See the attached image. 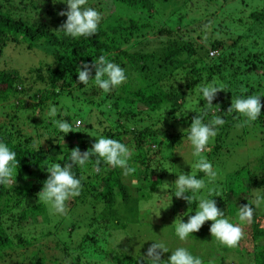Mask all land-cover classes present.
<instances>
[{"label": "trees", "instance_id": "1", "mask_svg": "<svg viewBox=\"0 0 264 264\" xmlns=\"http://www.w3.org/2000/svg\"><path fill=\"white\" fill-rule=\"evenodd\" d=\"M182 1L180 6L191 7L186 4L189 0ZM223 1L228 4L230 0ZM231 2L234 4L236 0ZM261 2L248 14L250 25L247 30L235 35L231 42L223 38L206 42L204 38L199 41L200 36L195 40L181 37L185 34L182 30L188 31L187 25L196 20L183 25L180 19L175 21L174 14L179 6L161 20L158 11L163 5L155 0H88L86 7H95L102 19L94 35L76 39L54 30L66 20L65 16L58 15L67 10L61 0H0V54L7 44L20 41L25 43L27 50L44 52L43 59L25 71L0 67V141L16 153L19 161L16 183L0 185L1 264L10 259L14 264H86L87 258L101 259L94 264H137L138 257L126 252L128 250L122 247L120 239L114 248L109 240L115 237L113 231L127 232L137 218L135 212L137 206L140 208V200L150 199V193L142 192L135 199L136 205L132 204L133 211L129 213L127 207L123 211L121 206L128 205L131 198L129 180L139 176L140 190L148 186L154 189V185L163 180L166 169L162 160L167 157L163 155L168 148L166 144L172 149L188 137L189 130L172 128V123L164 121L162 114L166 113L174 123L191 124L194 116L206 110L198 89L207 83L226 86L212 102L219 105L215 115L223 118L225 123L218 126L208 155L215 157L229 149L225 147V138L235 133L244 118L226 110L232 99L257 95L255 90L260 88V83H249L256 78L264 79L261 75L264 74V0ZM120 4H125L126 24L117 13L110 21ZM106 10L107 14L102 15ZM151 33L160 39L161 45L155 50L150 48L148 36ZM210 49L217 51L215 56H209ZM100 55L123 67L127 76L125 83L107 94L94 81L87 86L77 83L80 64H91ZM257 69L261 72L255 73ZM247 85L248 91L242 92ZM195 91L199 96L196 105L200 107L193 108L195 115L187 116V121L179 115L184 116V108H189L191 101L189 96ZM80 94L91 104L85 112L92 121L83 120L85 126L75 128L77 116L70 108L65 109L61 98L68 96L74 101ZM261 96L264 104V92ZM51 107L57 109L54 119L72 124L73 132L66 135L59 132L52 123L53 118L47 114ZM93 110H98L102 116L99 129L98 121H93ZM212 115L209 112L204 122L207 123ZM249 125L257 127L258 138L264 145V107L260 117ZM28 128H33L31 131L35 133L27 131ZM39 128L43 130L39 131ZM101 136L116 139L129 147L133 153L129 164L136 167L134 176L124 177L121 169L103 164L99 172H93L92 163L84 168L73 166L76 178L81 179L82 190L78 197L67 203V213L72 221L66 224L57 214L58 220L48 227L56 214L37 197L49 175L47 167L54 163L63 166L69 162L72 148L79 147L83 152ZM62 137L66 142H62ZM246 167V177L241 176L245 166L232 171L240 184H228L223 180L212 187L216 206L230 216H235L238 211V199L244 204L251 203L252 190L257 189L264 195V151L254 165ZM195 176L203 177L200 173ZM252 206L255 211L249 224L247 247L233 249L221 245L227 253L233 251V260L237 264H249L245 260L247 254L252 264H264V214ZM39 223L47 227L40 229ZM52 241L54 247L46 248ZM203 262L228 264L225 258L224 261L217 258ZM87 264L92 263L87 261Z\"/></svg>", "mask_w": 264, "mask_h": 264}, {"label": "rangeland", "instance_id": "2", "mask_svg": "<svg viewBox=\"0 0 264 264\" xmlns=\"http://www.w3.org/2000/svg\"><path fill=\"white\" fill-rule=\"evenodd\" d=\"M155 1L159 2L160 4L162 3L163 5L160 6L158 11V16L161 18V20L164 19L171 10L177 8L178 6V12L177 14H174V18H176L175 21H178L180 19L183 25L187 24L192 19L196 20V22H191L187 25V28L189 29L188 31H183V27L180 28V30L185 33H182L183 35L181 37H183L184 39L189 38L195 40L198 39V36H200L201 38L199 41H201L202 38L207 35L208 39L206 40V42L211 41L215 38H223V40L231 42V38L247 30L246 27L250 25V20L248 18L249 12L252 9H255L257 7L256 5L259 6L262 3L261 0H239V3H236L238 1L236 0V4H233L231 0L228 2V4H225L223 0H214L213 2H209L208 0H189L190 2L187 1L186 4H190L191 7H184L183 5L180 6V4H183L182 0H179L175 3H173L171 0L168 1L169 3H166V0ZM124 5L125 4H120V6L117 5L118 9L113 12L110 21L117 13L120 14V19L122 20V22L126 24L124 15L126 9L124 8ZM221 6L223 9L220 8ZM106 14L107 10L102 13V15ZM217 22H220V24H218ZM205 25H208L207 29H205ZM138 38L140 39L141 37ZM148 39L151 40L150 48L153 50L157 49L161 45L159 43L160 39L156 38V35L153 33L148 36ZM43 54L44 52L39 49L27 50L25 43H23L22 41L18 43H9L6 47L3 48L2 53L0 54V67H8L17 71H25L30 66L38 64L43 59ZM260 72L261 70L259 69L255 71V73ZM261 75H264L263 72L261 73ZM256 79L250 81L249 84L254 83L256 85L257 82L260 83V88H257V91L255 90V92L258 96H261L264 92V79ZM248 88L249 86L247 87V89ZM189 98L191 101L188 102L189 108H184V116L178 113L180 114L179 116L186 117L187 121L189 119V117L187 116L195 115V110H193V108L200 107L196 105L199 98L198 91L193 92L189 96ZM61 101L63 102V105H65V109L66 107H68L71 109V112H75V115L77 116L76 121H83L87 119L92 121V119L89 118L88 113L85 112L86 107L90 106L91 104L86 103L83 100L81 94L78 98L75 97L74 101L73 99L71 100L68 96H64L63 98H61ZM93 111V121H98L97 129H99V125L101 124L99 119L102 116L97 113L98 110ZM162 115L165 119L164 121L172 123V128L174 126L177 129L185 131L190 129V124L188 122L177 124L170 120L166 113H163ZM75 122V128H82L85 126V123H83L82 126L77 127ZM21 127L23 126L21 125ZM23 129L25 128L23 127ZM28 129L29 130L27 131H31L33 128ZM39 129V131L43 130L41 128ZM33 132L35 133V131ZM33 132L31 131V133ZM62 142H66V139H63ZM212 142H214V138L210 140L206 150L201 153V155L212 164L213 169L217 173L215 180L212 182H209L208 177H206L203 172H200L196 169L195 164L197 163L199 157H195L192 155L193 146L187 138H183L181 142L178 145H175L172 149L166 144V147L168 148L164 150L163 155H167V157H162L164 158L162 160V166L164 167V169H166V174L160 183L154 185L156 188L153 189L152 186H148L140 190L139 187L141 186V181L140 177L137 175L129 180V191L131 198L128 205L121 206V209L123 211H125L124 207H127V211L131 213L133 211L132 204L136 205L137 201L135 202V199L139 198L140 193L142 192H145L146 195L150 193V199L148 201L140 200V208L137 206L135 212V217L137 218L135 222H133V224L129 226L127 232L123 233L120 231L118 232V234L117 231H113L112 234L115 235V237L109 238L110 246L112 248L116 247L115 245H119L120 239V242H122L123 244L122 247H125V249L128 250H125L126 252H130L135 257H139L146 252L150 244L154 243V241H157L163 242L169 248V252L164 253L162 257V259L164 260H167V258L171 255V251H174L177 247H184L193 256L200 257L202 260H216L217 258H220L224 261L225 258V262H228V264H237L233 260L235 259L233 251L228 253L227 251H224L222 249L223 247L215 240V238L211 236L209 232V228L212 223L211 221L205 222V224L198 232L192 233L185 241H180L175 234V227L181 220L183 222H187L188 216L195 215V211L198 210L199 200L202 197L211 198L208 196V190L212 189L213 185L223 180L228 184H240L241 181L233 177L232 171L238 169L239 167L245 166V170L241 172V176L246 177V166L251 167V165H254L256 159L264 151V145L261 144L258 138L257 127H251L249 124L243 127H236L235 133H230V135L225 138V147H228L229 149L223 150L224 152L222 154L215 157H209L208 155L207 149H209ZM156 158L157 156H155L154 159ZM159 168L160 166H158V169ZM198 173L203 176L201 179L205 180L206 187L196 193H186V195L194 197L192 203L189 204L187 201H179V199L174 195L176 190L174 183L175 180L181 174L197 175ZM133 181H136V183H134ZM212 199H214V197H212ZM238 200L239 201L236 204L237 207L245 203L241 199ZM256 208L259 212L264 214V202H262L261 205ZM222 211L224 212L225 218L229 219L230 222H232L233 224H239L237 216L238 211L236 212V214H234L235 216H230L227 212H225V210ZM68 215L69 214L67 213L62 216V222H67L66 224H69V222L72 221V218H70ZM57 216V214L55 216H52L54 219L52 223L48 222V227L52 226L53 223L58 220ZM260 223H262L263 225L262 219L260 220ZM39 224L40 225L38 226V228L40 229L46 226L43 223ZM242 227L245 236L240 241L238 246H242V248H245L247 247L246 239L250 235V227L249 224H244L242 225ZM82 229L85 228L82 227ZM53 247L54 242L52 241L46 248L52 249ZM87 259L86 260L92 264L95 263L94 261L101 260L97 258ZM10 260L2 261V264H14L10 262ZM245 260L249 264H252L248 254ZM66 261L68 262V260ZM87 261L85 262L86 264Z\"/></svg>", "mask_w": 264, "mask_h": 264}, {"label": "clouds", "instance_id": "3", "mask_svg": "<svg viewBox=\"0 0 264 264\" xmlns=\"http://www.w3.org/2000/svg\"><path fill=\"white\" fill-rule=\"evenodd\" d=\"M61 2L67 5V10L60 11L58 15L65 16L66 20L57 29H54L57 33L62 32L65 36L76 39L90 37L97 32L102 16L95 7H86L88 0H66V2L61 0ZM204 27L207 29L208 25ZM204 39L207 40V35ZM93 69L95 71L94 77L92 76ZM90 81H94L95 85L107 94L125 83L127 76L123 67L111 62L105 55H100L91 64L84 62L77 68V83L87 86ZM225 87V85H216L215 83H207L199 87L198 91L206 104V110L191 119L187 137L193 146L192 155L199 157L195 167L208 177L209 182L215 180L217 173L212 164L201 153L206 150L210 140L218 134V126H223L225 123L223 118L215 115V112L219 111V105L212 103L216 99V94L225 91ZM247 91V88H242V92ZM261 97L250 95L247 98L240 97L231 100V105L226 112L229 114L235 112L244 118L237 127L248 125L260 117L261 109L264 107V104L261 103ZM209 112H212L213 115L205 123L204 119L209 115ZM48 115L53 118L52 123L59 132L64 133V135L73 132L72 124L66 120L54 119L57 115L55 107L50 108ZM75 123L77 127H80L84 122L77 120ZM132 155V151L126 144L104 136L95 139L91 147L83 152L79 147H74L70 150L68 163L63 166L54 163L47 167L46 171L49 175L43 182L37 197L40 202L50 206L54 214L63 216L68 210L67 202L78 197L82 190L81 179L76 178L72 171L73 166L84 168L88 163H92L93 172H99L103 164L113 169L119 168L124 177H131L136 172V167L129 164ZM18 166L19 161L16 159V153L6 143L0 141V185H14L16 183L15 177ZM133 182L136 183V181ZM174 183L176 188L174 195L189 204L192 203L194 197L188 196L186 193H196L206 187L205 180L198 179L195 175L181 174ZM252 191L253 200L251 203L238 206L239 224H233L225 218L224 212L216 206L214 199L202 197L199 200L195 215L188 216L187 222L181 220L175 227V234L180 241H185L192 233L198 232L205 222L211 221L209 228L211 236L224 247L236 248L245 236L242 225L250 224L253 220L255 209L252 205L259 207L264 202V195L259 190L254 189ZM208 196L214 197V189L208 190ZM168 252L169 248L163 242L154 241L149 245L146 252L137 258V264H146V262L147 264H204L200 257L193 256L184 247H177L171 251L167 260L162 259L164 253Z\"/></svg>", "mask_w": 264, "mask_h": 264}, {"label": "built area", "instance_id": "4", "mask_svg": "<svg viewBox=\"0 0 264 264\" xmlns=\"http://www.w3.org/2000/svg\"><path fill=\"white\" fill-rule=\"evenodd\" d=\"M216 53H217V51L214 50V49H210V51H209V55H210L211 57L215 56Z\"/></svg>", "mask_w": 264, "mask_h": 264}]
</instances>
